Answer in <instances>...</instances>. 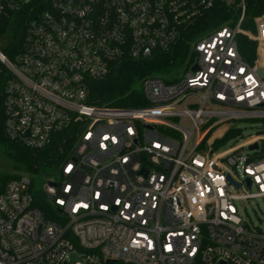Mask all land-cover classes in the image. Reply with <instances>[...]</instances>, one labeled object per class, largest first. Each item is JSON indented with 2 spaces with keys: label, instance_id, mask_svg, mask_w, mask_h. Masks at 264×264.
<instances>
[{
  "label": "built area",
  "instance_id": "obj_1",
  "mask_svg": "<svg viewBox=\"0 0 264 264\" xmlns=\"http://www.w3.org/2000/svg\"><path fill=\"white\" fill-rule=\"evenodd\" d=\"M259 1L0 0L23 21L0 53L4 135L60 137L64 154L37 186L54 220L26 176L0 192V264H264ZM159 54L173 65L136 83L140 106L88 102L91 82Z\"/></svg>",
  "mask_w": 264,
  "mask_h": 264
},
{
  "label": "trees",
  "instance_id": "obj_2",
  "mask_svg": "<svg viewBox=\"0 0 264 264\" xmlns=\"http://www.w3.org/2000/svg\"><path fill=\"white\" fill-rule=\"evenodd\" d=\"M263 8L264 0H260L257 10L260 11ZM22 31L21 15L8 19L0 18V53L9 62L13 60V56L20 49ZM242 45L247 46L245 42H242ZM251 47L253 46L250 45ZM186 50L187 48L184 47V52ZM241 53L245 57L242 49ZM179 59L182 60V58ZM173 61L174 57L168 54H159L149 60L124 61L114 67L103 79L90 83L88 102L96 107L140 106L142 100L139 90L135 87L136 83L146 76L166 73L173 65ZM7 79L8 76L0 65V162L3 161L11 171L9 174H3L0 171V192L8 181L17 179L22 175L28 176L33 181L37 176H44L46 170L57 167V164L64 157V154L58 150L60 137H55L48 146L39 150L26 149L5 137L1 101L3 84ZM32 193L36 204L43 211L45 217L54 220L52 213L42 201L41 192L35 188Z\"/></svg>",
  "mask_w": 264,
  "mask_h": 264
},
{
  "label": "rangeland",
  "instance_id": "obj_3",
  "mask_svg": "<svg viewBox=\"0 0 264 264\" xmlns=\"http://www.w3.org/2000/svg\"><path fill=\"white\" fill-rule=\"evenodd\" d=\"M254 130H255V128H252V129H250V130H248V129H242V130H241V133H242L243 135H244V134H247V133H249V134H253ZM55 168H56V167H55ZM53 169H54V168H51V169H49V170H46V172H45L44 175H47L48 173L52 172ZM0 171H1L3 174H9V173H11L9 167H8V166H5V164H4L3 161L0 162ZM22 176H25V175H22ZM26 177L30 180V182H33V183H34V187H36V188H37V186H38L37 184H39L40 181H41V179H42V175L37 176L36 179H35L34 181L31 180L28 176H26ZM36 180H37V183H36ZM251 209H253L254 211H256V207H255V205H254L252 202H251L250 204H248V205H247V204L245 205V211H246L247 216L250 218V220H251L253 223H255V217H254V214H253V212H252ZM256 212H257V211H256Z\"/></svg>",
  "mask_w": 264,
  "mask_h": 264
},
{
  "label": "water",
  "instance_id": "obj_4",
  "mask_svg": "<svg viewBox=\"0 0 264 264\" xmlns=\"http://www.w3.org/2000/svg\"><path fill=\"white\" fill-rule=\"evenodd\" d=\"M71 258H74V256H71Z\"/></svg>",
  "mask_w": 264,
  "mask_h": 264
}]
</instances>
